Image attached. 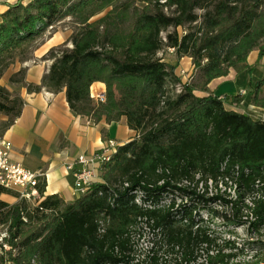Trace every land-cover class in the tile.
<instances>
[{"label": "trees", "instance_id": "trees-1", "mask_svg": "<svg viewBox=\"0 0 264 264\" xmlns=\"http://www.w3.org/2000/svg\"><path fill=\"white\" fill-rule=\"evenodd\" d=\"M118 1L21 0L0 13V61L50 25L72 16L78 31L49 51L54 58L49 72L42 84H29L28 90L66 89L76 114L95 120L106 116L109 122L126 117L137 132L102 165V181L71 203L57 195L35 207L25 199L14 204L0 199L1 221L10 223V241L19 249L15 255L9 253V260L13 264H200L203 251L201 264H229L236 252L217 248L192 214H180L174 203L160 202L165 193L183 190L179 184L197 177L202 182L235 179L244 191L237 199L215 198L231 204L239 221L249 223V231L264 224V199L247 205L252 219L245 221L240 215V198L256 187L264 188V120L229 109L218 95L208 93L212 80L226 76L231 68L245 67L253 50L263 57L264 0ZM136 1L145 5L132 12ZM167 6H175L174 14L165 12ZM133 17L129 30L117 28ZM170 27L174 30L163 39L161 33ZM179 27L186 29L181 33ZM163 47L175 48L179 57H192L198 74L196 82L183 84L182 91L172 96L167 85L175 87L181 79L176 65L155 57ZM96 81L106 84L105 102L91 96ZM263 85L264 79L256 83L248 102L264 109ZM6 92L0 85V95ZM17 100L20 108L0 133L21 114L24 100ZM160 107L166 109L158 111ZM0 109L10 108L0 102ZM45 185L43 180L42 194ZM9 192L0 187V194ZM138 192L144 204L137 202ZM141 225L156 232L169 261L163 263L157 252L149 263L134 260L132 237Z\"/></svg>", "mask_w": 264, "mask_h": 264}, {"label": "crops", "instance_id": "crops-1", "mask_svg": "<svg viewBox=\"0 0 264 264\" xmlns=\"http://www.w3.org/2000/svg\"><path fill=\"white\" fill-rule=\"evenodd\" d=\"M19 1L0 0V13ZM29 1L24 0V3ZM70 34L67 30L56 31L33 48L31 59L23 64L27 69V85L42 84L44 75L54 62V58L48 55L49 51L68 41ZM262 79L264 55L260 58L259 50L255 49L249 54L245 67L231 68L226 76L212 80L208 93L223 97L229 109L253 116L249 112L252 109L258 119L264 120V109L248 102L256 83ZM102 94H106V84L94 82L91 86L92 98L96 99ZM196 94L206 93L196 91ZM261 95H264V85ZM21 96L24 100L21 114L4 133L13 143L11 156L14 162L45 173L44 200L57 195L66 203L73 202L79 194L75 190L73 173L67 169V165L82 153H94L110 138L123 145L137 136L126 117L109 122L106 116L95 120L76 114L69 105L66 89L59 92L47 88L29 91L27 86H23ZM16 193H1L0 199L9 204L17 203L20 199Z\"/></svg>", "mask_w": 264, "mask_h": 264}, {"label": "rangeland", "instance_id": "rangeland-1", "mask_svg": "<svg viewBox=\"0 0 264 264\" xmlns=\"http://www.w3.org/2000/svg\"><path fill=\"white\" fill-rule=\"evenodd\" d=\"M128 0H119L118 4L124 3ZM28 3V2H27ZM131 8L134 12V8H142L145 4L141 1H136ZM168 14H174L175 6H167L164 8ZM198 14L204 13L203 9L196 10ZM106 11L93 17L94 21L102 17ZM135 17L130 21L121 22L117 25V28L129 30L132 27V23ZM79 24L74 20L72 16H67L58 23L55 24L53 29L47 28V30L41 34L38 38L22 47L15 50L11 55L5 56L0 61V85L7 88V92L0 95V102L4 103L10 109H0V131L4 128L12 119L16 111L20 108L19 99L21 96V88L28 86L26 82L27 69L23 66L25 60H30L33 53V48L48 36L59 30L69 31L70 38L78 31ZM186 27H179V32L185 31ZM174 30V27L168 28V30L161 33L164 39L167 34ZM71 45V41L69 43ZM155 57L163 58L165 61L176 65L175 73L180 74L184 69L186 74H183V79L188 78L191 73L192 60L187 57H179L177 51H172L168 47H163L157 52ZM182 79V78H181ZM198 79L197 72L190 83L196 82ZM169 95L172 96L176 93L175 87L167 85ZM199 93V92H197ZM120 97V94L117 95ZM15 101V102H14ZM166 107H160L158 111H162ZM253 115L252 117L258 119L256 112L249 110ZM183 187V190H174L165 193L160 204L168 205L170 202L174 203V210L183 214L187 212L192 214L195 221L201 225V227L213 237L216 247H223L225 252H236L238 256L230 261L229 264L235 263H254L255 261H261L264 256V224L259 229L254 228L249 231V223L239 221V218L234 215L231 210V204L225 203L222 199H216L217 195L224 197L227 200H235L243 193L236 183L235 179L220 178L217 181L209 180L198 181V177L195 181H184L179 184ZM143 195L141 192L137 193V202L144 204ZM207 199V200H206ZM264 199L263 186L256 187L255 190L248 191L240 198V205L243 210L240 215L242 219L250 220L252 216L248 214L247 205H251L254 200ZM2 217L0 216V221ZM234 243V248L232 244ZM165 246L160 241V238L156 235V232L150 227L141 225L138 227L132 237V257L135 261H145L149 263L155 252L158 253L160 260L165 263L169 261L168 256L165 253ZM202 256L199 258L201 264L205 255L201 252ZM205 262V261H204ZM169 263V262H168ZM167 263V264H168Z\"/></svg>", "mask_w": 264, "mask_h": 264}, {"label": "built area", "instance_id": "built-area-1", "mask_svg": "<svg viewBox=\"0 0 264 264\" xmlns=\"http://www.w3.org/2000/svg\"><path fill=\"white\" fill-rule=\"evenodd\" d=\"M54 27L55 25H50L48 28L53 29ZM169 49L175 51V48ZM184 57L187 56L182 58ZM189 58L192 60L191 73H189L188 78L183 79L182 75L186 74V71L181 70L178 76L182 79L180 83L175 85L176 93H180L183 84L190 83L194 77L195 65L192 57ZM220 98L224 100L223 97ZM94 100L105 102L106 95H99ZM119 146L121 145L117 140L110 138L94 153H82L67 165V169L73 173L75 190L79 196L87 193L94 184L102 181L101 167L113 159ZM12 148V141L5 133H0V187L9 191H16L19 199H25L32 207L38 206L44 200L40 191V184L45 178V173L39 170H31L18 162H14L11 156ZM24 219L26 220V218ZM9 226L10 223L0 221V264H13L9 260V253L15 255L19 250L10 241ZM261 264H264V256L261 259Z\"/></svg>", "mask_w": 264, "mask_h": 264}]
</instances>
